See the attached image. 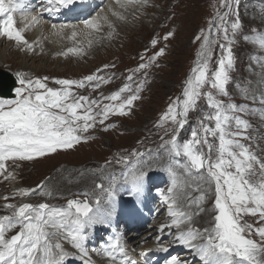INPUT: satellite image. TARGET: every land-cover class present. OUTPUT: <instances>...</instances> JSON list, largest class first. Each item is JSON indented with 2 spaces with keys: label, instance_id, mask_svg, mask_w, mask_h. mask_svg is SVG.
I'll use <instances>...</instances> for the list:
<instances>
[{
  "label": "rangeland",
  "instance_id": "rangeland-1",
  "mask_svg": "<svg viewBox=\"0 0 264 264\" xmlns=\"http://www.w3.org/2000/svg\"><path fill=\"white\" fill-rule=\"evenodd\" d=\"M225 4L228 5L227 8ZM77 8L85 12L82 6ZM98 9L93 8L88 11V17L95 14ZM137 9L138 12L135 10L122 13L126 16L127 22L120 21L116 17L111 20L114 29L101 24L104 28L102 31L87 29L78 33L75 38L65 33L56 44L49 39L52 45L43 42L42 46H39L38 40L35 41V46L42 50L33 59L41 57V60L37 62L43 61L44 67L49 66L48 68L34 70L32 67L25 66L18 55L24 49L17 48L16 45L5 53V60L0 61V69L11 72L16 79L17 72H23L32 78L48 77L49 87H59L52 78L82 79L103 65H115L100 73L107 82L101 83L99 88L93 90L90 86L84 89L74 87L78 96L87 95L90 100L100 98V104L93 108V112H96L98 108L103 107V104L110 103L104 97L110 96L123 87L124 83H128L129 70L136 68L142 62L141 57L146 56L145 49H149V55L158 50L151 47V40L162 37L169 30L175 33L169 41L162 40L158 45V47H165L166 51L157 59L156 66L148 69L146 74L141 72L134 76L133 88L141 81H144V87L139 93L140 98L134 102L130 114L123 116L112 114L103 124L99 123L100 117H97L96 125L87 132L81 133L90 139H82L71 149L58 150L55 154L33 160L17 159L5 162L6 168L0 172V217L12 215L15 209L8 208L9 204L18 208L24 203L32 205L47 203L63 211H69L68 201L78 197L87 199L93 205V218L98 215V209L109 202L106 208L109 213L111 209L113 210L116 216L114 220L120 219V224L116 226L123 231L122 228H130L129 225H123L127 219L123 207L127 205L129 192L126 191L128 185L121 182L131 181V176L139 170L137 162L142 161L144 166H149L148 162H151L146 176L160 174L166 179L165 195H168V190L173 188V180L176 181L179 191L184 193V198L178 200L177 204L182 207V211L189 213L187 214L191 219H184L181 225L183 230L194 228L203 232L199 227L211 229L215 223V215L218 214L214 202V183L209 186L206 182V170H200L199 173L196 170L188 171L185 168L188 163L187 158L182 154L176 156L171 151L170 144L164 142L176 135L177 143L182 145L191 138V132L194 130L202 136L204 124L214 127V120L207 119L208 116L215 114V110L207 104V97L204 95L207 91H212L214 96L223 100L225 104L237 105L240 110L230 112L229 115H238L242 120L248 121L249 127L246 130L238 129L235 120H232L229 131L244 132L247 138L240 137L241 142L259 159L264 160V99L260 96L248 95L255 90L253 85L248 86L252 84L249 77L255 75V72L257 75L258 72L260 73V70L253 69L254 66L260 65L254 56L262 63L264 60V48L256 40L257 37L261 39L264 35V0H149L147 6L137 7ZM225 11L229 12V15L225 24L221 25V29L224 26L228 27V41L232 42L234 53V64L229 70L230 81L226 86L228 95L220 94L217 90L211 89L210 85H206L201 89L202 94L196 108L189 111L185 126L182 129L175 126L174 130L172 122H161V117L170 104L177 99H183V89L201 51L202 39L196 41L194 37L203 30L209 35V39L214 41L212 57L209 60L211 75L218 67L222 51L220 44H227L228 41L223 39L222 30L217 32L215 27H212L211 34L208 30L217 14L223 15ZM237 20L240 22V28L233 33L231 23ZM217 23L220 22L217 21ZM110 32L111 35H109ZM25 34L27 39H32L31 35ZM251 44L259 46L261 52L259 50L256 52ZM68 48H81L83 51L80 54L64 55ZM1 55L0 52V57ZM208 139L212 144L211 155L215 160L218 154V136H209ZM143 145L148 146H144L140 153H133ZM200 150L205 154L209 152L207 145L200 146ZM9 173L16 176L18 187L9 179ZM100 182L104 186L103 190L97 187ZM147 184L144 183L142 192H147ZM38 185H40L39 188ZM25 189L29 190L28 194L21 195V191ZM109 189L113 193L111 201L108 200L112 195V193L108 195ZM200 189H203V200L199 199ZM94 195L100 198L104 195L103 200L107 199V201L97 204L95 200H92ZM165 195L162 194L161 197ZM146 199L147 202L150 201L149 195H146ZM169 219L171 221V218ZM240 222L251 224L255 228L264 226V222L260 221L258 216L253 217L250 214L244 215ZM102 224L103 222H98L93 231L103 233L107 227ZM149 224L150 222L141 230L148 228ZM107 229L110 230V228ZM19 231L20 226L17 225L6 232L5 236L10 239ZM128 234L125 235L126 239L140 238V236ZM247 235L260 242V237L256 233L253 235L247 233ZM201 239L197 243L206 244V236ZM163 241L168 242L165 237ZM175 252L183 254L186 250L179 249ZM172 254L171 251L165 256L170 257ZM81 263L83 262L75 259L66 264Z\"/></svg>",
  "mask_w": 264,
  "mask_h": 264
},
{
  "label": "snow or ice",
  "instance_id": "snow-or-ice-1",
  "mask_svg": "<svg viewBox=\"0 0 264 264\" xmlns=\"http://www.w3.org/2000/svg\"><path fill=\"white\" fill-rule=\"evenodd\" d=\"M116 2L121 9H125L147 6L149 0H125L123 3L121 0H116ZM71 3L73 0H46L48 6L43 7L39 14L25 17L28 21L25 28L40 23V16L43 13H55L60 7ZM225 7L227 8L228 5L225 4ZM17 10L23 11L21 0H0V16L6 17L0 21V36L13 41L18 47L27 46L28 50H32V44L23 35L24 29L15 26L13 13ZM112 15L120 21H126V16L120 12H114ZM228 15L227 11L223 15L218 13L208 30L209 34L212 32V27H215L217 32L223 31V39L228 41V27L224 26L221 29ZM101 21L110 29H114V24L108 15L85 20L84 28L99 32L102 30ZM66 27L67 25L64 24H52V29L57 35ZM239 28L238 20L231 23L233 33ZM111 34L110 32L109 35ZM174 35L175 33L169 30L162 37L153 38L150 41L151 47L158 50L149 55V49L146 48V56L141 57L142 62L136 68L129 70L128 83H124L123 87L110 96L104 97L110 103L103 104V107L98 108L96 112H93V108L100 104V98L90 100L87 95L78 96L74 87L84 89L90 86L93 90L99 88L101 83L107 82L100 73L115 65H103L82 79L52 78L59 87H49L48 77L32 78L23 72H17L19 86L14 89V97H0V172L4 171L5 162L8 160L43 158L57 153L58 150L71 149L82 139H90L88 136L77 133H85L93 128L97 123V117H100L99 123L103 124L112 114L121 116L130 114L134 102L140 98L139 93L144 87V81H141L133 88L134 76L141 72L146 74L148 69L156 66L157 59L166 51L165 47H158V45L162 40L169 41ZM76 36L77 31L74 29L72 37ZM201 39V51L186 81L183 99H177L170 104L161 117V122L171 121L174 130L175 126L179 129L185 126L189 111L196 108L202 94L201 89L206 85H210L211 89L217 90L220 94L228 95L226 86L230 81L229 70L234 64L232 42L220 44L222 51L218 67L210 75L209 60L212 57L214 41L210 40L209 35L203 30L194 37L196 41ZM89 43L91 44V41ZM260 45L264 48V38H261ZM82 51L81 48H68L64 55L80 54ZM125 93L127 95L122 96ZM204 95L207 97L208 106L215 110L214 116L207 117L208 121L214 120V127L204 124L202 136L194 130L191 132V138L182 145L177 143L176 135H173L168 143L176 156L182 154L187 158L188 163L185 168L188 171L196 170L199 173L200 170H206V182L209 186L214 183V202L218 214L215 215V223L211 229H204L201 232L198 229L189 228L185 231L181 225L185 218L191 219L190 215L169 209L171 224L161 225L159 231L163 232L165 228L175 229L178 234L175 235L174 240L197 251L203 264H264V226L253 228L251 224L240 222L242 217L248 214L253 217L258 216L259 220L264 222V160L259 159L241 142L240 137L247 138L244 132L229 131L232 120H235L238 129L246 130L249 127L248 121L242 120L238 115H229L230 112L240 110L237 105L225 104L223 100L217 99L212 91H207ZM209 136H218V154L215 160L211 155L212 144L209 143ZM202 145H207L208 154L200 150ZM137 164L139 170L131 176L130 180L138 184L146 176L151 162H148L149 166H144L142 161H138ZM8 176H11V173ZM37 187L39 188L40 185ZM97 187L103 190L104 186L98 184ZM28 191L22 190L20 194L27 195ZM200 191L199 199L203 200V189ZM111 193L109 189L108 195ZM168 193L164 199L173 205H177L178 200L184 198V193L179 191L175 180H173V188H170ZM96 203H99V199ZM68 205L69 211L52 207L47 203L38 205L24 203L18 208L15 205H7L8 208L15 210L11 216L0 217V264H66V261L74 258L75 254L67 251L60 243L61 240L68 241L74 249L78 250L80 259L83 261L88 255L84 228L86 224L93 222V208L89 202L76 199L68 201ZM200 210L203 211V209ZM17 225L20 226V231L7 239L6 232ZM49 228L54 231H49ZM253 231L260 237V242L245 234H251ZM168 235L173 233L169 232ZM205 236L206 244L197 243ZM53 238L56 240L55 243L52 242ZM162 239L163 237L157 236L158 241ZM168 248L160 243L157 249L167 251ZM107 251L109 256L119 252L127 257L119 237ZM127 264H135V261L128 259ZM166 264H187V262L173 256Z\"/></svg>",
  "mask_w": 264,
  "mask_h": 264
},
{
  "label": "bare ground",
  "instance_id": "bare-ground-1",
  "mask_svg": "<svg viewBox=\"0 0 264 264\" xmlns=\"http://www.w3.org/2000/svg\"><path fill=\"white\" fill-rule=\"evenodd\" d=\"M21 2L23 4H27V11L26 12H17L16 13V21H17V26L20 29H24L23 31V35L27 38V35H31L30 37L32 39H27L30 44H32V50H28L27 46L22 47H18L16 45V43H14L11 40H8L7 38L0 36V52H1V57H0V61H4V56L5 53L8 52L9 48H11L12 46L16 45L17 48H21L24 49L22 51H20L18 53L19 57L21 58V62L25 65V66H29L32 67V69L37 70V69H45L48 67H44V62H37L41 60V57L33 59L42 49L40 47H36L35 45V41L38 40L39 42V46H42V43H46L48 42V44L52 45L50 43V41L54 44H56L58 42V40L61 38V35L68 33L70 35H72V31L75 29L78 33H82L84 31H86L87 29L84 28V24L83 22L87 19L93 18V17H97L100 15H108L110 20L116 19L115 16L112 15V13L114 12H120V13H128V12H132L135 11L137 8H132V7H127L125 9H121L119 7V5L117 4L116 0H79V5L78 6H82L83 8H85V12L82 11L81 9H78L77 11V17L79 16V14L81 15V17H78L79 20H67L65 22H60V21H54V18L57 14H61L66 16L67 14H70L72 12V9L75 7H60L59 11L55 12V13H43L42 16H40V23L36 24L35 26H29L27 28H25V24L28 23V21L25 20L26 16H31V15H37L41 12V9L43 7H47L48 5L46 4V0H21ZM121 2H125V0H121ZM93 8H99L97 10V12L95 14H93L92 16L88 17L89 13H87L88 11H90ZM138 10V9H137ZM136 10V11H137ZM138 12V11H137ZM6 17L4 16H0V21H3ZM127 22V21H126ZM126 22H124L126 24ZM129 23V22H128ZM52 24H57V25H67L66 28L63 29V31L57 35L54 30L52 29ZM101 24H103V22L101 21ZM104 28H102L103 30ZM101 30V31H102ZM40 38V40H39ZM264 38V35H263ZM50 39V41H49ZM256 40L258 42H260V38H256ZM255 49L256 52H258V50L261 52V50L259 49V46L251 44ZM250 45V46H251ZM251 46V47H252ZM253 54V53H252ZM250 55V54H249ZM255 60L259 61L260 65L259 66H254V71H259L258 75L255 72V75H252V77H249V81L252 83L248 86L253 85L255 90L254 92H252V94H248L250 97L252 96H260L264 99V73H262V71H264V60L263 63L260 61V59L256 58V56H254ZM250 60V59H249ZM2 61V62H3ZM31 61V63H29ZM28 62V65H27ZM251 62V61H250ZM252 69V70H253ZM5 70L0 69V78L2 79V81L4 83H6L7 80V74L4 73ZM36 73V72H35ZM251 79V80H250ZM242 82V81H241ZM247 86V87H248ZM261 98V99H262ZM254 99V98H253ZM260 99V100H261ZM10 180L18 187V184L16 183L17 178L14 174H11V176H9ZM201 185V184H200ZM202 186V185H201ZM120 191V189H119ZM151 201V198H150ZM149 202V201H148ZM178 205V204H177ZM142 205H139V207H141ZM173 210H175V206L173 205ZM177 211V210H176ZM208 212V211H207ZM210 214V213H209ZM208 215V214H207ZM206 215V218H207ZM210 216V215H209ZM162 218V215H159L157 217V220H159L158 222H156V220L154 221H150L149 227L148 228H144L141 231H132L130 232L128 235H132V236H140V238L138 239H123L124 244L127 246V248L131 251V256L134 257H138V256H144L145 250L150 248L153 245V238H151L152 236L155 238V231L156 229H160L161 226V221L160 219ZM208 220V219H207ZM99 223L103 222L105 223V221H98ZM206 222V221H205ZM183 223V222H182ZM190 223V222H189ZM188 224V223H187ZM186 225V223H185ZM183 228V227H182ZM205 227H199V229H202ZM185 229V227H184ZM105 230V229H104ZM51 231H54L51 230ZM165 231V230H164ZM163 231V232H164ZM162 232V233H163ZM164 238V237H163ZM202 240V239H201ZM53 243L56 242L55 238H53ZM162 242V244L164 246L169 247L168 250L166 251V254L172 251V244L171 241L165 242L163 241V239L160 241ZM60 243L63 244L64 248L67 251L73 252L75 254L74 258H70L66 261V263L68 261H74L75 259L80 260V253L78 252V250L74 249L69 243L68 241L65 240H61ZM157 252H160L161 250H158L157 248L155 249ZM181 256L187 255V253H183L180 254ZM94 259V258H93ZM169 257H166L164 255V259H163V264H166V262L168 261ZM98 264H101L102 261L98 260ZM83 263L86 264H92V256L90 254H88L87 256L84 257Z\"/></svg>",
  "mask_w": 264,
  "mask_h": 264
},
{
  "label": "water",
  "instance_id": "water-1",
  "mask_svg": "<svg viewBox=\"0 0 264 264\" xmlns=\"http://www.w3.org/2000/svg\"><path fill=\"white\" fill-rule=\"evenodd\" d=\"M6 76H7V80H8V81H6V84L0 78V94L2 96L12 97L13 96L12 90L15 86V82L12 79V76L10 74H7Z\"/></svg>",
  "mask_w": 264,
  "mask_h": 264
}]
</instances>
